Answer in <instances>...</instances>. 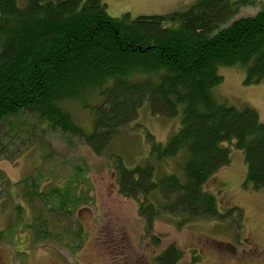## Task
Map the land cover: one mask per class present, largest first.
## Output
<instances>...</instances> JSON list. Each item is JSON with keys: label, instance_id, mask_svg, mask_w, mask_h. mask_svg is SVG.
<instances>
[{"label": "trees", "instance_id": "trees-1", "mask_svg": "<svg viewBox=\"0 0 264 264\" xmlns=\"http://www.w3.org/2000/svg\"><path fill=\"white\" fill-rule=\"evenodd\" d=\"M256 1L264 0H196L185 9L131 17L110 15L103 0H0V155L13 160L31 141L30 128L11 122L24 114L44 124L42 131L76 136L100 154L144 104L165 117L180 112L178 129L164 143L147 133L144 160L127 166L115 156L117 191L135 200L156 243L151 231L158 218L177 228L222 219L204 184L229 163L227 144L243 153L244 186L264 187V121L247 104H227L214 93L222 67L242 70L245 85L264 80V4L254 15L233 18ZM71 101L92 113L90 129L74 119ZM168 160L165 171L161 164ZM37 170L13 182L0 168V191L7 190L0 207L11 204L35 243L67 232L62 220L90 200L72 180L62 188L40 187ZM28 204L36 213L23 220ZM17 224L8 223L5 232ZM76 229L80 240L82 229ZM182 254L169 243L153 264H180ZM191 258L200 257L192 250Z\"/></svg>", "mask_w": 264, "mask_h": 264}, {"label": "rangeland", "instance_id": "rangeland-1", "mask_svg": "<svg viewBox=\"0 0 264 264\" xmlns=\"http://www.w3.org/2000/svg\"><path fill=\"white\" fill-rule=\"evenodd\" d=\"M195 1L103 0L110 15L128 13L131 17L165 14L185 9ZM262 4L264 1L247 4L233 18L254 15ZM219 73L223 78L214 90L218 99L237 107L247 104L264 121V80L245 85L244 73L236 67H222ZM67 106L74 119L90 129L92 113L78 102H67ZM179 120L180 112L165 117L152 114L144 104L136 121L121 127L100 154H95L76 136L42 131L44 124H37L34 115L24 114L11 120L14 126L30 128L32 133L31 141L25 142V149L15 159L0 155V168L9 179L17 181L38 168L40 187L55 184L62 188L66 181L72 180L84 189L90 200L78 206L70 218L62 220L61 226L69 225L67 232L59 227L58 238H44L37 243L22 221L17 224L10 203L4 209L0 207V230L4 229L0 235V264H153V256L169 243L182 250L180 264H264V187L253 189L249 183L244 186L243 153L233 144L225 143L231 151L229 163L204 184L214 193L218 210L225 216L222 219H198L177 228L166 217L158 218L151 231L152 235L159 236L156 243L145 232L135 200L118 193L115 156L119 155L127 166L141 162L149 151L147 133L164 143L178 129ZM48 153H52L49 158L43 157ZM171 166L172 160L161 164L165 171ZM3 190L7 192L1 186L0 204L7 196ZM233 205L240 213L230 209ZM33 212V204L23 207V220ZM11 222L17 225L5 232ZM77 227L82 229L80 240L73 235ZM192 250L200 257L198 261H192Z\"/></svg>", "mask_w": 264, "mask_h": 264}]
</instances>
